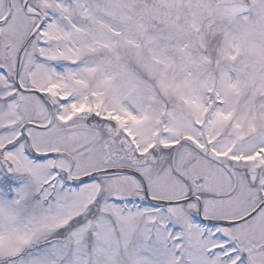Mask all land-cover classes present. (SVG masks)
Returning <instances> with one entry per match:
<instances>
[{
    "label": "snow or ice",
    "instance_id": "obj_1",
    "mask_svg": "<svg viewBox=\"0 0 264 264\" xmlns=\"http://www.w3.org/2000/svg\"><path fill=\"white\" fill-rule=\"evenodd\" d=\"M0 264H264V0H0Z\"/></svg>",
    "mask_w": 264,
    "mask_h": 264
}]
</instances>
